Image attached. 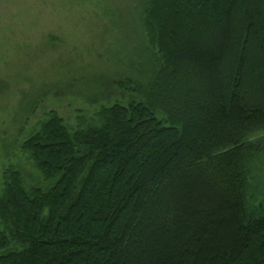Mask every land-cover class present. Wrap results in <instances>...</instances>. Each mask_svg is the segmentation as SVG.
Instances as JSON below:
<instances>
[{
  "label": "trees",
  "instance_id": "16d2710c",
  "mask_svg": "<svg viewBox=\"0 0 264 264\" xmlns=\"http://www.w3.org/2000/svg\"><path fill=\"white\" fill-rule=\"evenodd\" d=\"M142 26L139 101L24 140L45 184L5 172L0 264H264V0H148Z\"/></svg>",
  "mask_w": 264,
  "mask_h": 264
},
{
  "label": "rangeland",
  "instance_id": "374dc122",
  "mask_svg": "<svg viewBox=\"0 0 264 264\" xmlns=\"http://www.w3.org/2000/svg\"><path fill=\"white\" fill-rule=\"evenodd\" d=\"M147 1L0 0V192L10 169L26 185L45 184L23 145L50 111L76 127L96 119L101 106L140 100L130 88L147 83L159 55L142 26ZM255 136L263 149L249 202L258 205L264 132Z\"/></svg>",
  "mask_w": 264,
  "mask_h": 264
}]
</instances>
